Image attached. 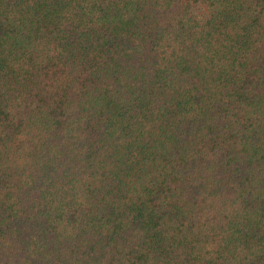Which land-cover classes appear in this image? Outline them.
Wrapping results in <instances>:
<instances>
[{
  "label": "trees",
  "instance_id": "16d2710c",
  "mask_svg": "<svg viewBox=\"0 0 264 264\" xmlns=\"http://www.w3.org/2000/svg\"><path fill=\"white\" fill-rule=\"evenodd\" d=\"M0 264H264V0H0Z\"/></svg>",
  "mask_w": 264,
  "mask_h": 264
}]
</instances>
